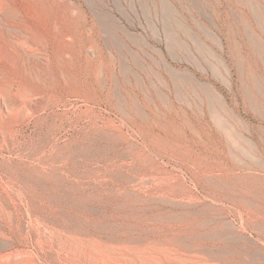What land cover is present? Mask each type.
<instances>
[{
    "label": "rangeland",
    "instance_id": "374dc122",
    "mask_svg": "<svg viewBox=\"0 0 264 264\" xmlns=\"http://www.w3.org/2000/svg\"><path fill=\"white\" fill-rule=\"evenodd\" d=\"M67 2L70 62L0 99V264H259L264 0Z\"/></svg>",
    "mask_w": 264,
    "mask_h": 264
},
{
    "label": "bare ground",
    "instance_id": "6f19581e",
    "mask_svg": "<svg viewBox=\"0 0 264 264\" xmlns=\"http://www.w3.org/2000/svg\"><path fill=\"white\" fill-rule=\"evenodd\" d=\"M67 1L68 0H0V99H5V101L8 100V102L10 101V104H12L13 106L15 105L18 108H21V103L18 102L19 100L17 99H19L20 97L29 98L25 100H29L30 103L33 101L34 96L37 97V95L42 92L40 88L38 89V87H36L37 89H35L34 86L37 84H35L33 80L35 77V74L33 75V70H35V68H38L40 70L42 69V71L45 70L46 72L51 73L55 72V70L64 68L66 63L70 62L69 60L73 57V54H75H72V52L76 50V43L77 39L79 38L75 29H80L81 24L79 22L77 24L80 10L77 8V6H74L76 8H73ZM80 33L82 34V31L79 32V35H81ZM35 73L38 74V77H36L38 80H40L39 78H42V76L40 75L39 77V73ZM63 74L66 75V72ZM54 81L56 82V80ZM53 83H47L48 85H46L52 86ZM38 84H40V82ZM39 87L42 88V86ZM44 89L45 88H42L43 91H45ZM47 89L49 88H46V90ZM45 92L46 96L48 97V91ZM62 92H64L63 89ZM48 94L50 93L48 92ZM20 99L22 102V98ZM39 99L44 98L41 97ZM9 107L7 106L6 110H8ZM13 110H15V108ZM8 111L10 113H8ZM8 111V115L11 114V109ZM0 112L2 114L1 110ZM253 259L256 260L259 264H264V246H261L255 253H253Z\"/></svg>",
    "mask_w": 264,
    "mask_h": 264
}]
</instances>
